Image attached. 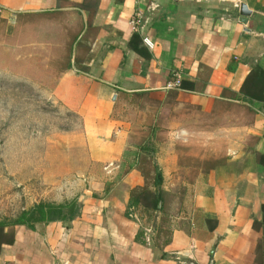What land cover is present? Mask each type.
Instances as JSON below:
<instances>
[{"label":"crops","instance_id":"crops-1","mask_svg":"<svg viewBox=\"0 0 264 264\" xmlns=\"http://www.w3.org/2000/svg\"><path fill=\"white\" fill-rule=\"evenodd\" d=\"M0 76L87 155L46 201L80 217L0 230V264H264V0H0Z\"/></svg>","mask_w":264,"mask_h":264},{"label":"rangeland","instance_id":"rangeland-1","mask_svg":"<svg viewBox=\"0 0 264 264\" xmlns=\"http://www.w3.org/2000/svg\"><path fill=\"white\" fill-rule=\"evenodd\" d=\"M4 78L0 76V222L41 202L63 199L68 183L76 190L75 183L86 175L81 163L87 161L79 117L66 113L34 83Z\"/></svg>","mask_w":264,"mask_h":264},{"label":"trees","instance_id":"trees-1","mask_svg":"<svg viewBox=\"0 0 264 264\" xmlns=\"http://www.w3.org/2000/svg\"><path fill=\"white\" fill-rule=\"evenodd\" d=\"M157 172L156 192L152 193L147 188L136 190L132 192V204H142L146 207H153L158 210V206L163 197V190L161 189L162 173L159 169ZM156 194V196H155ZM151 196H155L154 205L152 204ZM82 205L78 199L66 202L64 204H54L48 202H41L31 209L23 211L16 219L6 220L0 222V230L8 227L24 226L31 229H36L38 226L47 225L54 222L70 223L76 220L81 215Z\"/></svg>","mask_w":264,"mask_h":264},{"label":"water","instance_id":"water-1","mask_svg":"<svg viewBox=\"0 0 264 264\" xmlns=\"http://www.w3.org/2000/svg\"><path fill=\"white\" fill-rule=\"evenodd\" d=\"M243 15H244V16H248V15H249V13L246 12V7H243Z\"/></svg>","mask_w":264,"mask_h":264},{"label":"built area","instance_id":"built-area-1","mask_svg":"<svg viewBox=\"0 0 264 264\" xmlns=\"http://www.w3.org/2000/svg\"><path fill=\"white\" fill-rule=\"evenodd\" d=\"M145 43H146L148 46L151 45V43H150L148 40H145Z\"/></svg>","mask_w":264,"mask_h":264}]
</instances>
